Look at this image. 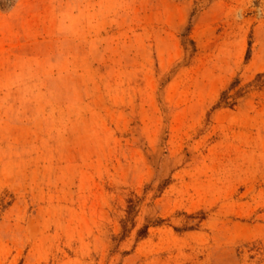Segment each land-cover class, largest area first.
Listing matches in <instances>:
<instances>
[{"label": "rangeland", "instance_id": "374dc122", "mask_svg": "<svg viewBox=\"0 0 264 264\" xmlns=\"http://www.w3.org/2000/svg\"><path fill=\"white\" fill-rule=\"evenodd\" d=\"M0 264H264V0H0Z\"/></svg>", "mask_w": 264, "mask_h": 264}]
</instances>
